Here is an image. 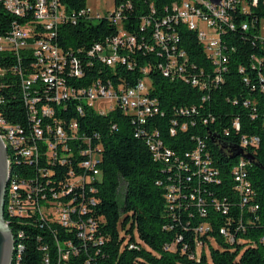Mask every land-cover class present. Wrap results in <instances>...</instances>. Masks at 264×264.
<instances>
[{"label":"trees","instance_id":"obj_1","mask_svg":"<svg viewBox=\"0 0 264 264\" xmlns=\"http://www.w3.org/2000/svg\"><path fill=\"white\" fill-rule=\"evenodd\" d=\"M61 1L75 14L87 2ZM112 2L122 30L136 39V47L131 51L125 47L126 64L112 69L98 59L86 58L91 46L104 45L117 34L110 20L92 22L81 17L61 24L55 42L76 56L85 72L82 78H66V84L83 89L99 79L104 85L110 82L128 89L146 79L148 97L157 101L160 114L142 124L121 107L106 115L86 107L80 115L79 103L72 100L54 107V118L63 125L76 123L77 138L86 137L90 144L70 141L73 157L63 166L42 159L34 167L18 158L12 164L11 179L29 180L35 189L29 202L34 207L43 205L61 190L59 182H64L68 169L84 172L76 166L77 159H83L78 150L99 148L100 180L91 184L92 192L75 189L64 200H73L71 227L42 217L35 208L27 217L5 211V222L21 250L19 264H264V90L260 78L264 42L257 38L259 24L264 22V0H232L229 21L220 23V41L227 55L223 71L206 55L196 34L183 25L162 26L174 38L166 39L162 47L156 45L152 29L169 0ZM11 21L0 5V35L8 32ZM243 24L248 30H242ZM2 81L1 113L8 123L27 128L29 112L18 78L7 73ZM235 121L239 130L233 127ZM252 137L259 139L258 144L242 147V140ZM199 146L200 159L211 161V181L195 175L191 155ZM167 151L171 156L165 162ZM236 151L241 155L232 157ZM240 161L246 163L252 192L246 206L257 205L255 212L242 207L235 192L233 170ZM169 163L174 165L170 170ZM169 185H175L178 193L171 203L165 198ZM198 201L204 202L205 216L198 213ZM205 226L207 230L199 233Z\"/></svg>","mask_w":264,"mask_h":264},{"label":"built area","instance_id":"obj_2","mask_svg":"<svg viewBox=\"0 0 264 264\" xmlns=\"http://www.w3.org/2000/svg\"><path fill=\"white\" fill-rule=\"evenodd\" d=\"M89 1L92 0H87L85 9L75 14V12H69L61 0H0L5 13L12 18L8 32L0 35V57L2 58L0 60V105L4 103L1 92L4 88L2 80L7 73H12L18 78V86L29 112L26 128L20 124L8 123L0 111V140L6 151L9 168L3 218L5 211L10 216L27 217L30 210L35 208L42 217L49 216L50 221L58 222L64 227H71L70 214L75 211L72 206L73 200L68 202L64 200L69 198L75 189H81L84 193L92 192L91 184L100 180V171L97 168L100 161L99 148L95 151L90 148L78 150V156L83 159L81 161L77 159L76 166L84 172L77 174L73 169H68L64 182H59L61 190L52 194L51 201H46L42 197L45 200L43 205L35 204L34 207L29 202L31 195L35 193L29 180L11 179L12 164L16 163L18 158L30 165L33 164L34 167L42 159L51 165L63 166L68 163L67 158L73 157L69 147L70 141L80 140L83 144H90L86 137L77 138L76 123L71 121L63 125V121L54 118V107H59L65 101H76L79 103L76 111L80 115L84 107L93 109L99 115H106L114 111L116 107H121L128 114L134 115L142 124L147 118L160 114L157 101L148 97L149 87L143 80L128 89H123L121 86L114 87L110 82L104 85L99 79L92 81L83 89H75L66 84V78H82L85 72L81 61L76 56L57 46L55 39L61 24L75 23L81 17L92 22L104 18L110 20L117 28V34L108 39L104 45L95 43L91 46L86 58L98 59L101 64L112 69L118 63L126 64L122 51L125 47L131 51L137 45L136 39L122 30L120 15L112 0H109L112 2L111 11H107L104 15L92 14L88 8ZM231 2L232 0H221L220 5L215 7L207 0H169L164 5L163 16L154 23L152 38L158 47H162L166 39L174 38V33L164 31L162 26L183 25L188 31L196 34L206 55L213 60L218 71H223L227 63V55L220 41V23L229 21L227 11L231 8ZM242 12H246V7H242ZM230 27L233 28L232 25ZM242 30H248V25L243 24ZM257 38L264 42V22L259 24ZM142 72L146 74L147 70L143 69ZM167 74L168 72L165 71V75ZM263 74L260 73V78L264 90ZM41 99H45V102L43 103ZM96 105H99L97 109ZM233 127L239 130L237 121L234 122ZM258 141L257 137H252L250 140L243 139L242 147L255 146ZM200 150L202 146H199L191 155L196 169L195 175L198 180L211 181L213 171L210 167L211 161L208 157L206 160H201ZM170 156L171 153L167 151L166 156L163 157L165 162H168L167 158ZM173 166L170 164L169 170ZM45 174L47 175L48 172ZM233 176L236 183L235 192L239 197L240 205L244 207L252 199L250 185L246 180L245 162L238 163L233 170ZM190 180L191 178L187 176L186 181ZM167 190L165 197L167 203L174 202L178 198L176 186L169 185ZM191 200L195 201L194 197H191ZM203 203L200 201L196 203L200 216L206 215L202 207ZM246 207L251 212L258 209L257 205ZM81 212H84L83 207ZM4 224L11 231L5 219ZM206 230L207 226L200 227L198 231L202 233ZM220 233L229 241L232 240L224 229H221ZM11 234L14 244L11 264L13 262L19 264L18 253L21 250L16 245L12 231ZM80 236L83 237V235Z\"/></svg>","mask_w":264,"mask_h":264},{"label":"water","instance_id":"obj_3","mask_svg":"<svg viewBox=\"0 0 264 264\" xmlns=\"http://www.w3.org/2000/svg\"><path fill=\"white\" fill-rule=\"evenodd\" d=\"M215 7L219 6L221 0H207ZM264 77V74H263ZM241 155L239 151L232 157ZM252 160L251 156H245ZM9 180V168L7 165V157L5 148L0 140V264H11L14 252V244L11 231L5 226L3 218V207L6 187Z\"/></svg>","mask_w":264,"mask_h":264},{"label":"rangeland","instance_id":"obj_4","mask_svg":"<svg viewBox=\"0 0 264 264\" xmlns=\"http://www.w3.org/2000/svg\"><path fill=\"white\" fill-rule=\"evenodd\" d=\"M88 8L90 9L91 13L96 14H106L107 11H111L112 9V2L109 0H92L88 3ZM144 83L148 85V80H144ZM99 105H96L95 108L97 109ZM123 189V186H122ZM122 191V190H121ZM204 251L207 253L206 249Z\"/></svg>","mask_w":264,"mask_h":264}]
</instances>
